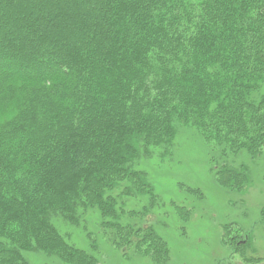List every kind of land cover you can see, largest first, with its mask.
Wrapping results in <instances>:
<instances>
[{"label": "trees", "instance_id": "obj_1", "mask_svg": "<svg viewBox=\"0 0 264 264\" xmlns=\"http://www.w3.org/2000/svg\"><path fill=\"white\" fill-rule=\"evenodd\" d=\"M263 82L264 0H0V264H103L87 212L124 257L167 264L150 164L192 128L222 158L217 184L245 191ZM175 205L185 224L192 207Z\"/></svg>", "mask_w": 264, "mask_h": 264}, {"label": "rangeland", "instance_id": "obj_2", "mask_svg": "<svg viewBox=\"0 0 264 264\" xmlns=\"http://www.w3.org/2000/svg\"><path fill=\"white\" fill-rule=\"evenodd\" d=\"M191 129L178 127L171 157L150 164L148 171L161 202L155 211L156 229L170 247L167 264H264V235L259 224V210L264 205V150L247 160L251 174L245 191H227L214 177L222 158ZM186 187L199 190L202 197L195 198ZM175 204L192 207L185 224L177 216ZM85 218L86 233L93 232L91 240L97 244L96 255L103 264H150L147 258L132 252L124 257L115 249L95 226L98 218L93 212H87ZM57 224L75 246L91 249L81 227L60 219ZM224 225L228 227L225 236ZM245 256L263 260L247 262ZM28 258L32 264H64L43 254H28Z\"/></svg>", "mask_w": 264, "mask_h": 264}]
</instances>
